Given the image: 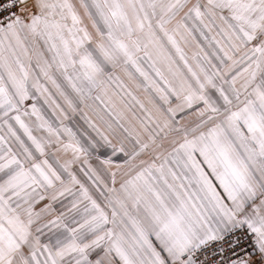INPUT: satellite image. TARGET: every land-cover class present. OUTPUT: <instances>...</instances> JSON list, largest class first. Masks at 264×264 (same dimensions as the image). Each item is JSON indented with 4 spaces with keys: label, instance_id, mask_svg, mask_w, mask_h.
Returning <instances> with one entry per match:
<instances>
[{
    "label": "snow or ice",
    "instance_id": "obj_1",
    "mask_svg": "<svg viewBox=\"0 0 264 264\" xmlns=\"http://www.w3.org/2000/svg\"><path fill=\"white\" fill-rule=\"evenodd\" d=\"M78 3L0 0V264H264V0Z\"/></svg>",
    "mask_w": 264,
    "mask_h": 264
},
{
    "label": "crops",
    "instance_id": "obj_2",
    "mask_svg": "<svg viewBox=\"0 0 264 264\" xmlns=\"http://www.w3.org/2000/svg\"><path fill=\"white\" fill-rule=\"evenodd\" d=\"M73 2L77 3V6H79L78 0H73ZM81 14H83L82 9H81ZM177 39L179 38L177 37ZM186 54L189 57L191 56V54L188 53V50ZM142 67L148 70L147 67L144 66V64H142ZM129 70L133 73L132 78H129V76L125 74L124 71L121 70L120 81H112L113 83L109 81L108 84L106 85L107 94H105V92L101 90L100 92H98V95H100L101 98H103L106 102H109L116 111L119 110V112L121 113V118L123 120H126L128 123H130L132 125V128L133 127L138 128L140 120H139V109H138L139 103H137V101H139V95H140V76L138 75V73H135L134 69L130 68ZM165 73H167L166 70ZM56 75L58 82H60L62 86L67 89L66 82L63 81L62 77H60L59 74ZM126 85L130 86L129 91L123 89ZM48 87L50 88L51 91L55 92V89L52 88L50 84L48 85ZM67 90L70 92V89ZM149 90L152 89L149 88ZM120 94H122L123 97L120 98L119 97ZM60 102L63 103L62 101ZM28 103L30 104L31 101H29ZM38 106L43 108L46 116L51 117V112L47 108V106L43 104V99H41L38 102ZM127 110H131L132 112L126 113ZM88 115H90V112L88 113ZM77 117L80 118L79 115H77ZM137 117L138 120L136 119ZM76 120L81 121V119H75V121Z\"/></svg>",
    "mask_w": 264,
    "mask_h": 264
},
{
    "label": "rangeland",
    "instance_id": "obj_3",
    "mask_svg": "<svg viewBox=\"0 0 264 264\" xmlns=\"http://www.w3.org/2000/svg\"><path fill=\"white\" fill-rule=\"evenodd\" d=\"M181 46L184 47L185 52H187V50H188V53L189 54H192V52L196 50L194 45H190L188 47H185L184 44H183V42H181ZM144 66L147 67V64H144ZM165 74L167 75V73H165ZM115 76H118L119 77V80H115V78H114L113 81H120L121 69H119V68L116 69V72H114V77ZM145 83L146 82L143 80V77H140V95H139V101H140V103H143L144 104L145 108L142 109L140 107V104H139V108H138L139 109V120H144V119L147 118V113H146L145 109L154 112L153 104L159 105L161 103V101H159V99H158V95L154 92V90L145 91ZM123 89H126V90L129 91L130 90V86H127L126 85ZM97 94L98 93H94V95H97ZM119 97L120 98L123 97L122 94H120ZM101 106H102L103 109L106 108V107H104V105H101ZM89 112H90V115H89L90 118H92L95 121H97V120L99 121V119H97V117H93L92 116V112H94V111L88 110V113ZM109 112H111V114H112L111 117L108 115L110 118H118L121 123H128L126 120H123L121 118V113L119 112V110L116 111L115 109H112ZM131 112H132L131 110H127L126 111V113H131ZM105 118H106V114H105ZM76 119H80V118L77 117ZM136 119L138 120V117ZM75 123H76L77 126L86 129L84 127V124L85 123H84L83 120H81V121H75ZM98 124H100V123H98ZM138 128H139V126H138Z\"/></svg>",
    "mask_w": 264,
    "mask_h": 264
},
{
    "label": "trees",
    "instance_id": "obj_4",
    "mask_svg": "<svg viewBox=\"0 0 264 264\" xmlns=\"http://www.w3.org/2000/svg\"><path fill=\"white\" fill-rule=\"evenodd\" d=\"M102 100H103V103H101V101H99V100L94 101V103H93V101L89 102V103H93V106L95 108V111L92 112V116L93 117H97V113H99L100 115H103L104 118H105V114H106V118L105 119L108 120L110 118L108 116V112L110 110L114 109V108L112 107V105L109 102H106L103 98H102ZM101 105H104V107H106L108 111H105V108L103 109ZM97 119H98V117H97ZM110 119H112V118H110ZM76 121H79V120H76ZM93 121L96 122L97 124L100 123L98 120L97 121L93 120ZM123 124L125 125V127L132 128V125L130 123H123ZM84 127L87 129V125L86 124H84Z\"/></svg>",
    "mask_w": 264,
    "mask_h": 264
}]
</instances>
